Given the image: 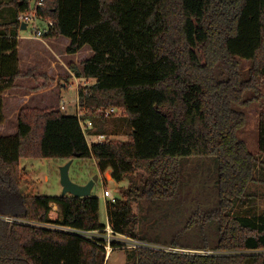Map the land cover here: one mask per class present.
Masks as SVG:
<instances>
[{"label":"trees","instance_id":"obj_1","mask_svg":"<svg viewBox=\"0 0 264 264\" xmlns=\"http://www.w3.org/2000/svg\"><path fill=\"white\" fill-rule=\"evenodd\" d=\"M34 0H10L15 17L0 22V122L4 91L31 76L32 90L53 78L39 63L20 67L18 19ZM38 12L54 20L45 37L68 36L67 52L85 45L92 54L71 63L72 71L94 80L79 87V106L94 124L107 123L99 107L117 106L131 131L128 140L108 137L89 143L78 114L61 108L22 107L15 138L0 136V264H105L103 245L81 235L17 219L52 221L93 230L100 221V199L42 195L22 190V158H95L103 174L130 183L116 201H106L112 227L141 234L145 198L175 200L180 194L183 157L212 156L217 164L218 203L197 211L189 224L217 221L212 253L134 249L136 264H264V211H237L255 171L264 163V110L259 114L258 151L238 131L247 107L261 99L264 84V0H42ZM0 1V7L4 6ZM242 59L250 61L248 76ZM252 94L248 96V93ZM99 133L98 131H96ZM15 218L9 221L6 217ZM205 223V224H204ZM174 246L183 247L177 241ZM208 247V245H205Z\"/></svg>","mask_w":264,"mask_h":264},{"label":"rangeland","instance_id":"obj_2","mask_svg":"<svg viewBox=\"0 0 264 264\" xmlns=\"http://www.w3.org/2000/svg\"><path fill=\"white\" fill-rule=\"evenodd\" d=\"M5 4L0 7V16L2 21H9L15 17L16 7L14 4ZM41 25L45 26L47 20L42 19ZM20 33L24 36H34L35 31L32 26H26L20 29ZM40 37V36H39ZM44 37V35H43ZM250 66V61L242 59V74L248 76L247 70ZM32 80L35 83L34 78ZM82 83L84 78L79 79ZM32 81V82H33ZM52 80H48V86ZM72 83L66 87L62 85L55 86L50 89L46 97L49 100L46 102H35V98L39 99L42 94H35L30 101L26 97L23 101L17 103V100H11V94H5V119L0 122V136L5 137L8 141L15 138L17 131V110L19 107H50L61 108L63 103L66 108L62 109L68 114H78L79 87L78 79L72 77ZM90 84L87 81L84 85ZM31 86L27 87V93ZM37 91V90H36ZM252 93L249 92L248 96ZM247 113V123L245 127L238 131L240 138L248 142L251 151H258L259 139V114L264 110V84L262 86L261 99L255 100L247 107H239ZM110 119L104 124H95L99 130L110 134L111 138L128 140L130 136V127L123 116V110L119 109L116 114L107 116ZM96 134L89 131L88 140L95 141ZM264 161V154H262ZM69 159L45 157V158H22L21 164L26 172V180L22 187L27 193L42 194V195H62L63 185L61 183V167L65 165ZM95 174H99V179L93 187L92 193L100 199V221L104 224L108 222V213L106 201L103 196V191L106 188L110 189L115 196H121L122 191L130 183V177L118 182L112 178L111 172L101 173L98 169L97 160L95 158H79L73 159L70 167V175L74 181L86 183ZM217 164L212 156H192L183 157L181 165V181L180 194L175 200H154L145 198L141 202V234L147 237L144 241L157 245H174L177 241L179 245L184 246L188 250L206 249L213 250V246L218 240L217 221H208L205 225L201 222L189 224V219L200 209L209 211L214 209L218 203V184H217ZM256 180L248 187L247 196L243 204L237 206V211L240 213L264 211V163L257 166L255 171ZM59 205L54 203L53 209L50 212L52 218H59L61 215ZM132 243V242H131ZM130 241H125V246L114 249L106 258L105 264H136L134 249L136 247ZM208 245V247H205ZM183 248V247H182Z\"/></svg>","mask_w":264,"mask_h":264},{"label":"crops","instance_id":"obj_3","mask_svg":"<svg viewBox=\"0 0 264 264\" xmlns=\"http://www.w3.org/2000/svg\"><path fill=\"white\" fill-rule=\"evenodd\" d=\"M0 1L8 4L7 2L10 0ZM20 29L18 30V37L20 41V67L22 70L28 68L33 62H38L40 65V71L48 73L53 78V80L50 82L52 84V88L58 85L66 87L68 84L72 83L70 81L72 77L78 79V84H81L83 86L87 81H90V83L94 82V80L88 79L84 75H76L72 71L70 66L71 63H76L80 68H82L81 62L92 54V48L89 45H85L78 52L69 53L67 52V47L70 44L71 40L68 36H24L20 33ZM32 78L33 77L31 76L19 78L16 82L17 86L15 88L6 90L7 93L5 94H11L10 99L13 101L17 100V103L23 101L26 97H29L28 101H30L32 99L31 97H33L35 94H42L39 99H34L35 102H40L41 99L42 102H46L47 100H49L48 97L45 96V94H47V92L52 89L51 86H47L46 88L37 91L29 89V93H27L26 88L34 84ZM81 78H84V80H82V83L79 80ZM21 108L22 107H19V109L17 110V120ZM97 129L98 127L96 126L94 133H97ZM106 172L110 173L111 170L108 169Z\"/></svg>","mask_w":264,"mask_h":264},{"label":"built area","instance_id":"obj_4","mask_svg":"<svg viewBox=\"0 0 264 264\" xmlns=\"http://www.w3.org/2000/svg\"><path fill=\"white\" fill-rule=\"evenodd\" d=\"M43 5L42 0H34L31 2V4L24 9V11L20 12L18 15L19 21L23 24L26 23L27 26H32V28L35 31V35L37 36H43L46 33H49L52 26L54 25V20L52 19H46L45 17L41 16L38 12V8ZM42 19L47 20V24L45 26L41 25L40 22ZM91 84V83H90ZM89 85V84H87ZM66 104L63 103L61 105V109H65ZM120 108L117 106H110V107H99L96 109V113L102 114L105 116H110L116 114V112ZM86 111H82L80 106L78 107V115L80 117V123L81 126L88 138L89 131H92L94 133V121L90 117H83L86 115ZM96 134V142H102L104 141L108 135L102 132L95 133ZM95 141H89V143H93ZM103 196L110 201H116L118 196H115L113 192L106 188L103 191ZM9 221L15 220V218L7 216L6 217ZM50 218L53 220L52 221H36V220H27V219H17L19 221H24L30 224L38 225V226H44L48 228H53V229H58L66 232H71L75 233L78 235H81L85 238L91 239L96 241L97 243L103 245L106 249V258L110 255V253L117 248L123 247L125 245V241L128 240L130 241L131 244H133L134 247H140V246H148V247H153L157 249H164L168 251H187V252H194V253H212L213 251H208L206 249L204 250H188L187 248H182L178 246H166V245H157L153 246L151 243L144 241L138 237H131L125 234H122L120 232H117L111 225L109 219L108 222L105 224L104 228L101 229H93V230H86V229H81L77 228L71 225H66L60 222H55L58 218Z\"/></svg>","mask_w":264,"mask_h":264},{"label":"water","instance_id":"obj_5","mask_svg":"<svg viewBox=\"0 0 264 264\" xmlns=\"http://www.w3.org/2000/svg\"><path fill=\"white\" fill-rule=\"evenodd\" d=\"M26 23L22 24V28H25ZM73 159H69V161L61 167V183L63 185L62 195L72 194L75 196H90L92 195L93 187L99 179V174H95L90 180L86 183H80L74 181L70 175V167L73 163Z\"/></svg>","mask_w":264,"mask_h":264}]
</instances>
